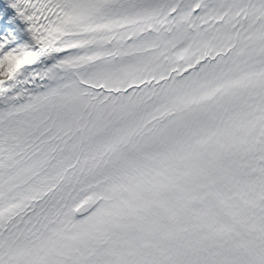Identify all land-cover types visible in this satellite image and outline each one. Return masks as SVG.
Wrapping results in <instances>:
<instances>
[{"label":"snow or ice","instance_id":"snow-or-ice-1","mask_svg":"<svg viewBox=\"0 0 264 264\" xmlns=\"http://www.w3.org/2000/svg\"><path fill=\"white\" fill-rule=\"evenodd\" d=\"M0 264H264V0H0Z\"/></svg>","mask_w":264,"mask_h":264}]
</instances>
